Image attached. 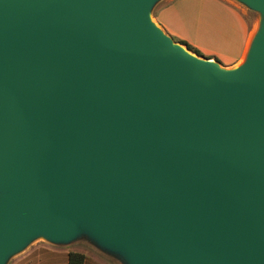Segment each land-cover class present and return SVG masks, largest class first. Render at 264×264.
<instances>
[{
	"label": "water",
	"instance_id": "95a60500",
	"mask_svg": "<svg viewBox=\"0 0 264 264\" xmlns=\"http://www.w3.org/2000/svg\"><path fill=\"white\" fill-rule=\"evenodd\" d=\"M163 0H0V264L36 239L120 264H264V0L234 68Z\"/></svg>",
	"mask_w": 264,
	"mask_h": 264
},
{
	"label": "crops",
	"instance_id": "0c3cea01",
	"mask_svg": "<svg viewBox=\"0 0 264 264\" xmlns=\"http://www.w3.org/2000/svg\"><path fill=\"white\" fill-rule=\"evenodd\" d=\"M156 21L175 41L226 68H234L244 60L257 27L247 9L231 0H163ZM93 259L85 264H115Z\"/></svg>",
	"mask_w": 264,
	"mask_h": 264
},
{
	"label": "rangeland",
	"instance_id": "374dc122",
	"mask_svg": "<svg viewBox=\"0 0 264 264\" xmlns=\"http://www.w3.org/2000/svg\"><path fill=\"white\" fill-rule=\"evenodd\" d=\"M231 1L247 9L249 19L253 21L256 26L260 23L261 15L258 12L248 8L237 0ZM158 5L159 3L154 7L152 12L153 21L156 23ZM200 54L208 57L203 53ZM70 252L85 254L88 262H93V257H98L100 259L114 261L115 264H120L116 260L103 254L98 248L94 247L86 237L78 238L72 241L70 245H57L50 243L43 238L36 239L24 251L12 257L7 264H66Z\"/></svg>",
	"mask_w": 264,
	"mask_h": 264
},
{
	"label": "trees",
	"instance_id": "16d2710c",
	"mask_svg": "<svg viewBox=\"0 0 264 264\" xmlns=\"http://www.w3.org/2000/svg\"><path fill=\"white\" fill-rule=\"evenodd\" d=\"M185 44V43H183ZM186 45V44H185ZM189 49L193 50L191 46L187 45ZM197 54H199L196 51ZM87 260V256L83 253L79 252H70L68 254V264H85Z\"/></svg>",
	"mask_w": 264,
	"mask_h": 264
}]
</instances>
